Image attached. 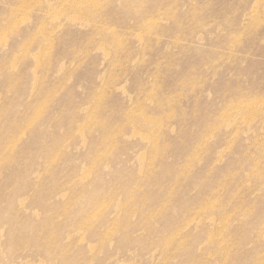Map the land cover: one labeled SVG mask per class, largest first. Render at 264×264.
<instances>
[{"label": "rangeland", "instance_id": "1", "mask_svg": "<svg viewBox=\"0 0 264 264\" xmlns=\"http://www.w3.org/2000/svg\"><path fill=\"white\" fill-rule=\"evenodd\" d=\"M0 264H264V0H0Z\"/></svg>", "mask_w": 264, "mask_h": 264}]
</instances>
